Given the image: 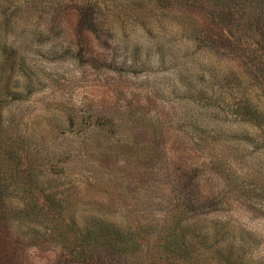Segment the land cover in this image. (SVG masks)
Masks as SVG:
<instances>
[{
    "label": "rangeland",
    "instance_id": "374dc122",
    "mask_svg": "<svg viewBox=\"0 0 264 264\" xmlns=\"http://www.w3.org/2000/svg\"><path fill=\"white\" fill-rule=\"evenodd\" d=\"M0 264H264V0H0Z\"/></svg>",
    "mask_w": 264,
    "mask_h": 264
},
{
    "label": "trees",
    "instance_id": "16d2710c",
    "mask_svg": "<svg viewBox=\"0 0 264 264\" xmlns=\"http://www.w3.org/2000/svg\"><path fill=\"white\" fill-rule=\"evenodd\" d=\"M171 243H173V241H172ZM171 245H172V244H171Z\"/></svg>",
    "mask_w": 264,
    "mask_h": 264
}]
</instances>
